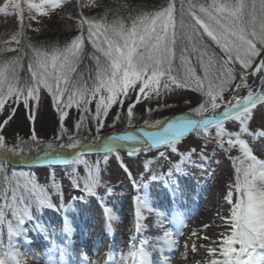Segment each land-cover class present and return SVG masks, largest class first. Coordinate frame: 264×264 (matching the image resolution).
Wrapping results in <instances>:
<instances>
[{
	"label": "snow or ice",
	"instance_id": "6c2138e0",
	"mask_svg": "<svg viewBox=\"0 0 264 264\" xmlns=\"http://www.w3.org/2000/svg\"><path fill=\"white\" fill-rule=\"evenodd\" d=\"M62 2L50 0L42 6L29 4L23 19L37 20L33 12L48 15L61 7ZM0 5L7 7L8 0H0ZM80 7L104 6L101 0H82ZM123 8L128 9L127 15H121L122 9L104 7V12L98 17H81L79 34L62 48H45L31 43L18 50L0 46V114L6 117L3 125L11 121L15 104L22 103L31 112L33 104L38 105L40 101L42 89L50 95L51 103L59 113L62 135L66 133L63 121L68 115L67 109L73 106L88 112V106L96 101L93 119L97 121L98 134L109 109L113 104L122 106L130 92L139 94L124 114L130 127L135 102L142 97L159 98L185 88L200 93L202 102L185 115L152 122L146 119L138 131L110 134L102 140L99 148L103 152V162L107 164L111 153L117 154V160L121 159L118 142H130L129 156L160 146L170 147L176 153V142L187 133L202 137L205 146L214 142L225 153L238 148L241 155L230 156L236 167L234 182L224 198L229 213L221 217L225 230L215 241L218 248L209 249L212 258L208 264H264V159H258L253 148L242 138L249 132L248 124L254 118L258 105L259 111L264 113V0H167L166 6L152 12L129 8L128 5ZM10 14L15 13H4L5 16ZM22 39H26L23 30L15 41L17 45ZM85 40L94 49L91 53L85 50ZM8 52L17 54L8 57L5 55ZM85 59L90 61V65L81 68ZM21 71L26 72L23 78ZM253 76L259 77V92L248 84V79ZM237 79L239 83H236ZM240 89H247V94L239 95ZM226 92H233L230 100L225 99ZM8 100L13 103L5 109ZM161 107L171 105L163 104ZM147 111L150 115L153 109ZM29 119L35 117L29 115ZM116 119L119 120L120 116ZM228 119L239 122V132L233 133L225 128L224 121ZM259 136L264 137V131H260ZM96 139L100 137L97 135ZM32 140L36 141L35 135ZM59 148L75 151L70 157L54 154V144L47 143L46 149L51 151L45 152L41 163L70 166L73 186L88 196H97V188L101 186L100 161L92 163L84 158L85 152L98 150L96 145L83 144L69 137V142L61 143ZM0 149L8 153L17 152V147L7 146L2 134ZM194 152L195 149H190L186 153H178L180 162L172 164L166 175L173 177L174 173H183L182 165L186 161L202 169L206 162L210 163V157L203 151L200 163L192 160ZM165 155V152H160L162 158ZM81 165L86 170L84 176L78 171ZM125 171H128L127 167ZM163 178L164 174L151 176L153 181ZM51 187L57 192L60 190L54 177ZM106 192L111 194L112 189L106 187ZM77 199L84 201L85 196L73 198L74 201ZM44 207L54 208V205L37 177L28 171L15 170L9 175L5 163L0 161V264H24L16 238L22 237L25 243H31L25 228L27 222H34L36 230L45 231L33 216L34 208ZM144 208L152 211L138 196L136 232L144 228L141 223ZM105 211L110 226L115 217L111 208ZM156 226L164 228L160 222ZM63 231L69 236L73 232L67 217ZM195 234L193 231L192 235ZM179 235L182 233L164 229L162 236L154 241L145 237L140 248L121 255L120 264H154L148 247L161 253L159 264H172L173 257L164 253L175 252L181 247L176 238ZM56 250L62 259L68 254L67 247ZM196 250L193 245L191 251ZM217 254L219 258H216ZM181 255L185 260L189 259L186 253ZM47 264H58L51 251Z\"/></svg>",
	"mask_w": 264,
	"mask_h": 264
},
{
	"label": "rangeland",
	"instance_id": "374dc122",
	"mask_svg": "<svg viewBox=\"0 0 264 264\" xmlns=\"http://www.w3.org/2000/svg\"><path fill=\"white\" fill-rule=\"evenodd\" d=\"M110 1L111 0H108V2ZM126 1L127 0H123V2ZM138 1L144 3L142 6H145L146 9H140L145 12L158 10L160 7L158 8L156 4L162 5V3H167V0H155V2L153 0ZM81 2L82 0H63L62 6L56 8L55 10H52L48 15L41 16L40 14L33 12V15H37V20H28L26 18L23 19V17L25 13L27 15L29 4H37L42 6L44 4L50 3V0H10L7 7L0 8V36H9V40H4L5 37L3 36L2 38L0 37V46L18 50L15 45L17 44L15 42L17 40V35H15L14 33H17L22 28L34 27L38 24L47 25L49 23V25L51 26L54 25V23H58L61 26H69L71 22L70 20L64 18V14L86 17L91 16L92 12H94L96 8H81ZM84 2H86V0H84ZM129 2L130 5H133V1ZM5 12H13L15 14L5 16ZM95 17H98V15L96 16L95 14ZM13 36H15L16 38H14ZM41 38L42 37H38L37 40H41ZM42 44L43 43H37V45L35 46H40ZM64 45L65 44H61V46L58 47L62 48ZM15 54L17 53L8 52L5 55L11 57ZM25 59L27 62V57H25ZM236 83H239V80L236 81ZM248 84L251 86L250 78L248 79ZM234 91L235 89H233V92ZM233 92H226L225 99L230 100L232 98ZM137 95H139L138 92H130L129 97L124 98V103L122 106L120 104H113V106L108 111V115L104 117V126L100 128L98 134L96 127L97 121L93 119L96 107L95 100H93L92 103L88 106V112H85L75 106L67 109L68 115L63 121V127L66 129V133L63 135L68 141L69 137L76 140L77 137L81 135L82 137L86 138L88 134H94V138L98 135L100 139H103L109 136V133L107 132L109 130L108 128L112 127V125H116V123L114 122H116V117L118 115L120 116V119L117 121L120 123L125 122L127 125L125 127L119 126L121 130L138 126L143 127L144 121L146 119L151 121L156 118L162 117L160 115L154 118L150 117L162 110H171L173 113H171L170 115H172L171 117L174 118V116L176 117L175 114H177L178 112L174 109L175 107L180 108L187 103L193 104L194 102L202 98L200 93L193 92L188 88L176 89L174 93H169L167 96L159 98L148 99L142 97L139 102H135L133 119V121H135L136 118H139L141 119V121L138 123V125L132 124V126L130 127L124 118V114L126 113L129 104L134 102V97H136ZM12 103V100H8L5 104V109H8V106ZM197 103H200V101ZM163 104H168L172 107H161V105ZM222 106L223 103L221 104V107ZM14 107L15 112L12 115L11 121H9L6 126L2 123V121L6 117L3 114H0V134H2L6 138L7 146L9 148L17 147V152L15 154L22 155L23 157L32 156L34 154H45L46 151H51L46 149V144L50 142L56 144L58 142L56 140L60 139V137H62L63 135L60 131L61 121L59 119V113L52 105L51 97L46 92V90H41L40 101L38 105L35 103L33 104L31 112H29V110L26 109L22 103L15 104ZM147 109H153L150 115ZM29 115L34 116L35 119L30 120ZM168 116L169 115H167V117ZM253 117L254 118L248 124L249 132L247 134H243L242 138L248 142L250 147L253 148V154L256 155L258 159H264V137L259 136V132L264 131V113L259 111V105L257 106V109L254 110ZM78 124L80 125L79 127H77ZM224 126L228 131L233 133L240 131L239 122L235 121L234 119H228L224 121ZM212 131L214 134V128L212 129ZM33 135H35L36 141L32 140ZM21 148L23 149L22 152L20 151ZM176 148V153H173L170 147L161 146L160 148H153L151 151H141L134 156H129L127 150H119L118 154L121 159L117 160V154L111 153L109 154L107 164L103 162L102 158L100 163L101 186L97 188L98 195L95 197L88 196L86 193L76 189L73 186V184L71 183V177L69 176V172L71 171V169H69V166L65 168H55L53 169V172L46 166L40 164L31 166L34 167V169L29 172L37 177L39 184L45 186L46 189L51 190L50 186L53 183L54 177L55 182L59 183L61 188L63 189V194L60 197H54V205L59 208L58 213L60 215V220H58L56 224H54L53 222L48 223L44 220L43 213H49L48 208L33 209V216L35 218V221L41 223L44 226L45 231L36 230L34 227V222H27L25 224V228L28 229L27 235L31 239V243L28 244L21 242L22 247L20 246L19 249H21L22 251L21 259L23 260L24 264H47L50 251L52 252V258L55 259V256L53 254L58 251L56 249L65 248V245H59L57 247V242L59 241L57 239V234L59 231H63L60 227L62 226L63 214H65V217L69 219L67 216V212L70 211V209L72 210V206H76L75 204L82 206L83 210L86 211L88 207H86L85 205L89 203L90 207L88 209L90 210L91 214H88L89 216L85 217L92 221L96 212L100 211L99 208H111L112 215L115 216L116 214H118V208L120 206H129V204L127 203H130L133 200L137 201L138 196L141 197L143 201L147 202L152 211L159 210V207L156 208L153 203L148 200L147 197V189L154 183V181L151 179V176L153 174L159 173L166 175L169 172L172 164L180 162L181 158L178 153H186L190 149H195V152L192 154L191 159L196 161L197 163H200V153L203 151L204 154L210 157V163L206 162L205 167L202 169L186 161L182 165V168L184 169L183 173H174V176L177 177L175 183L180 182L183 185V181L185 180L194 182L196 181L198 184L203 185V187H205L206 190L210 191L213 195H218L219 197L226 196L228 187L233 184L235 179L236 165L233 160L230 159V156L235 157L241 155L238 148L233 149L231 153H225L223 150L219 149L214 142L208 143L207 146H205V140L202 137H198L195 133H187L183 137H181V139L176 142ZM160 152H165V157L162 158L160 156ZM125 167H127L128 169L127 172L125 171ZM78 171L81 176H84L86 174V170L83 168V166H81ZM133 181H135V183ZM106 187H110L112 189L111 194H108L106 192ZM80 196H85V200H73L74 197ZM123 201L124 203H122ZM219 204L221 205L218 207V214L215 211H213L212 213L213 215L217 214L216 216H218V219L211 225H209V227H204L203 229H201V231H197L195 235H192V233L190 232V225L192 224L188 225L187 223H185V221H181L183 226L187 227L186 229H184V232H182V236L176 237L181 247L175 252L165 251L164 253V255L166 256L173 257L172 264L192 263L190 260H185L184 258H182L180 254L183 252H187L191 257L193 254H197V252L191 251L193 245L196 246L197 250L203 253L198 255L201 258L200 264H208V261L212 258L209 249L218 248V245L215 243V241L219 240L220 234L225 230L221 217L229 214L227 204L225 202H221ZM204 206L202 209L206 211L207 209ZM142 211L148 210L147 208H144L142 209ZM152 221L153 223L149 225H147L148 222L141 221L143 226H147H144L142 231L138 232V234L134 236L135 239L130 240V243L129 241L119 242V239L113 242V245L109 250L111 259L109 260V262L107 261V264H120L121 255H126L129 250L135 251L136 249L140 248L145 237L149 238L151 241H154L156 237L162 236L164 230H161L156 226L158 222L161 223L162 219H160L159 216H155L154 220ZM219 225H222V227H219ZM52 227H55L57 229L52 230ZM119 229L123 230L125 229V226L121 225ZM76 231V228H73L72 234L70 236H67L63 240H65V242L67 243L68 241L72 242L73 240L74 246H80L77 242V238H75L74 233ZM186 231L188 232L186 233ZM53 238V241H48ZM6 240L7 236L5 235V241ZM98 244L99 243H97L96 245ZM73 245L70 244V246ZM184 245H187V248H185ZM111 250H113V253L111 252ZM148 251L150 252V257L153 260L154 264H159L161 260L157 261L153 254L155 252H160L152 250L151 247H148ZM216 258H219L218 254ZM64 260L65 262L68 261L67 259Z\"/></svg>",
	"mask_w": 264,
	"mask_h": 264
},
{
	"label": "bare ground",
	"instance_id": "6f19581e",
	"mask_svg": "<svg viewBox=\"0 0 264 264\" xmlns=\"http://www.w3.org/2000/svg\"><path fill=\"white\" fill-rule=\"evenodd\" d=\"M9 1L10 0H8V5H9ZM3 7H5V6L0 5V8H3ZM250 81H251V86L253 87V89L256 92H259L260 91L259 77H257V76L250 77ZM246 94H247V89H240L239 90V95L244 96ZM218 112H219V110H218ZM118 143L120 144V146H122L124 143L126 144V142H118ZM128 143H130V142H128ZM96 147L98 149L101 148L102 142L97 143ZM74 151L75 150H73V149H66L64 151L63 155L72 153ZM11 157L13 159H16L17 161L30 160L33 164L41 163V158H43L42 156L41 157L36 156L35 158H33V156L23 157L22 155H14V156L12 155ZM159 174H161V173H159ZM176 178L177 177L174 175H173V177H168L167 175H164L163 179L155 180L153 185H151L147 189L148 200L151 203H153V205L155 207H160V209H163V212H161V213H159V211H151V212L142 211L143 212V220L142 221L148 222L147 225L153 223L152 220H154L155 216H159L160 219H162L161 223L164 225V227L167 225H170L169 223H167V221L171 222V209H170V207H171L170 206L171 205V196L168 197V195L171 194V191H174L176 188L179 190L177 185L173 184L175 182ZM196 187H203V186L201 184H198L196 181L194 182V181H186L185 180V181H183V186L181 188L184 189V188H196ZM185 197L188 200H190V198H191L190 195H186V194H185ZM224 198H225V196L219 197L218 195H213V196L209 197V201H212V203L214 205L213 210L208 209L207 211H204L203 209L200 210L199 209L200 207L197 210L194 209V211L188 216V220H187L189 224H192V227L190 228L191 233H193V231H195V232L201 231V229H203L204 227H209V225H211L214 221H216L218 219V216H216V215L218 214L217 211H219L218 207L221 205L219 203L225 202ZM194 199H196V201L200 200L199 197L194 198ZM179 200H180V196H179ZM122 203H124V201ZM84 204H86V203H84ZM127 204H129V206H126V207L120 206L118 208V214H116L114 216L115 219L110 222V226H109V222L107 221L108 213H104V212L100 213V211L96 212V214L94 215L93 221L90 219H85V218H80V217H76L74 219L73 218L68 219L71 222L72 227L77 229V232H75V235L78 234L77 238L79 239V242H78L79 244L84 243L88 247L100 249L99 252L96 255L94 254L92 257L93 259H95L94 256H96V259H97L96 262H94V264H107V261L109 262L111 257H110V253H109L110 247L108 248V245L111 246L113 244V242L117 241L118 239H119V242L120 241L121 242L129 241V243H130V240H133V237L136 234H138V232L135 231L136 222H137V218L135 215L136 206L133 205L134 202L133 203L130 202ZM181 204H183V203H179L180 208H182ZM85 206L89 208L90 204L87 203ZM88 208L86 209V211L82 210L85 212V216H89L91 214L90 210ZM213 211L217 212V214L213 215L212 214ZM192 217H193V220L191 221ZM44 220L50 221L51 219H46L44 217ZM63 222H64V220H63ZM121 225H124L125 229L120 230L119 227ZM147 225H144V226H147ZM82 226H85L87 228L88 232L93 233L92 239L86 240L85 236L82 233L80 235V231H78V230H80L79 228ZM92 226L95 227V231L91 230ZM219 227H222V225H219ZM160 229H162V228H160ZM187 232L188 231H186V233ZM67 236H69V235L63 234V232H62L63 239H65ZM101 241H105V242H107V244L103 245V247L101 246V248H100L96 244L101 242ZM88 249H90V248H88ZM20 251H21V249H20ZM196 252H197V254H193L192 257L189 256V254L187 252H183L189 256L188 260H190L192 262V263H188V264H195V262H199V264H200L201 258L198 255L203 254V253L199 250H197ZM180 256L183 258V256L181 254H180Z\"/></svg>",
	"mask_w": 264,
	"mask_h": 264
},
{
	"label": "trees",
	"instance_id": "16d2710c",
	"mask_svg": "<svg viewBox=\"0 0 264 264\" xmlns=\"http://www.w3.org/2000/svg\"><path fill=\"white\" fill-rule=\"evenodd\" d=\"M129 1H133V5H130ZM153 1L155 2V0H153ZM101 3L103 4L104 7H108L110 9H115V8L122 9L121 10V15H127L128 14V9L127 8H123L124 4L128 5L129 8H138V9H140V8L144 9L145 8L146 9L145 6H142L144 3H142V2H140L138 0H127L126 2H123V0H117V2H116V0H111L110 2H108V0H101ZM156 6L159 8L161 6H166V4L165 3H162V5L156 4ZM104 7L96 8L94 10V12H92V15L88 16V17H95V14H96V16L97 15L98 16L101 15L102 12H104ZM177 7H178V3H177ZM81 17H86V16L64 14V18L70 20V22H71V24L69 26H65V25L61 26L58 23L57 24L54 23V25L51 26V25H49L50 24L49 23L47 25L38 24V25H36L34 27L22 28L20 31H18L17 33H14V34L17 35L16 37L18 38L20 33H21V31L23 30L24 33H25L26 39H22L19 45H17V44H15V45H16L17 48H19V47H24V45L26 43H31L33 45H37V43H43L42 45L45 46V48L46 47L48 48L49 46L58 47V46H61V44L62 45L66 44V43L70 42L71 39H73L76 35L79 34L78 24H79V21H80ZM36 29H39V31H37ZM85 35H86V33H85ZM2 36L3 35H1L0 37L2 38ZM3 37H5V36H3ZM13 37L16 38L15 36H13ZM38 37H42L41 40H39V39L37 40ZM4 40H9V36L5 37ZM85 50L88 53H91L92 51H94V49L92 48L90 42H88L87 40H85ZM89 65H90V61L88 59H85L84 63L81 65V68H83L85 66H89ZM26 66H27V62H26V59H25V67ZM199 71L200 70L198 69V72ZM22 75H26V72L21 71V73H20L21 78L24 77ZM237 81H238V79H237ZM199 101L202 102V98H200V100L194 102L193 104H188L187 103V104H185L184 106H182L180 108L179 107H175L174 109L176 111H178L177 114H175V115L178 116V115H184V114L189 113V111L192 108H194V106H197L199 104V103H197ZM178 106H180V105H178ZM171 113H173L171 110H165V111L162 110V111L158 112L157 114L150 116L151 118H154L156 116L158 117V115H160L162 117L156 118V119L151 120L149 122H152V121H155V120H162V119L169 118V117L172 116V115H170ZM144 115H145V113H144ZM167 115H169V116L167 117ZM171 118H173V117H171ZM140 121H141V119L136 118V120L133 121V124L138 125V123ZM114 123H116V125H112V127L108 128L109 130L107 132L109 134H117V133H121L123 131L129 130V129L136 128V127H131V128H126V129H122L121 130L120 127L127 126L126 123L125 122H121L120 123L117 120ZM138 127H140V126H138ZM81 134H83V133H81ZM76 140L84 141V142H93V141H95L97 139H96V137L94 138V134H91V135L88 134L86 136V138L82 137V135H81V136L77 137ZM56 141H58L56 144H54V147H55L56 150L60 149L59 145L61 143L67 144L69 142L64 135L62 137H60V139H57ZM84 158L88 159L92 163H94L96 161H100V163H101L103 155H85ZM5 166H6L7 170H8V174L9 175L11 174V172L13 170H15V171L24 170V171H28L29 172V171H32L34 169V168H17V167H13V166H11V165H9L7 163H5ZM81 166L78 167V170H79V168ZM69 169H71L70 166H69ZM50 170L53 171L52 168H50ZM57 184H59V183H57ZM46 190H47V192H48V194L50 196V199H51L52 203H54V197L55 196H59L60 197L63 194V189L61 188V186H60L59 192H57V190L55 188H53V187H51V190H49V189H46ZM21 241H22V237H17L16 238V243L18 244V250H19L20 253H21V251H20L19 248L22 245Z\"/></svg>",
	"mask_w": 264,
	"mask_h": 264
},
{
	"label": "water",
	"instance_id": "95a60500",
	"mask_svg": "<svg viewBox=\"0 0 264 264\" xmlns=\"http://www.w3.org/2000/svg\"><path fill=\"white\" fill-rule=\"evenodd\" d=\"M124 134V133H123ZM122 135V134H121ZM108 137L102 139V140H106ZM102 140H99L97 142H94V143H90V144H97L99 142H102ZM98 149V148H97ZM97 152H100L99 150L95 151V152H85L84 154H92V153H97ZM64 153V150L61 149V150H58L56 151L54 154H62L63 155ZM70 155L74 154V152L72 153H69ZM14 156L16 154H11V153H8V152H5L3 149H0V161H4L14 167H31V166H35L37 164H33L30 160H27V161H17L16 159H13L11 156ZM67 155V154H66ZM33 158H35L36 156H44V154H34L32 155ZM28 157V156H26Z\"/></svg>",
	"mask_w": 264,
	"mask_h": 264
}]
</instances>
